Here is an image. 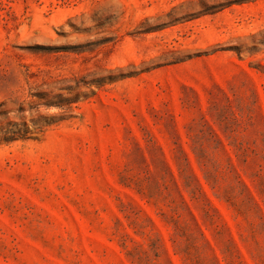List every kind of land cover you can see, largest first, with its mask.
<instances>
[{"label":"rangeland","instance_id":"obj_1","mask_svg":"<svg viewBox=\"0 0 264 264\" xmlns=\"http://www.w3.org/2000/svg\"><path fill=\"white\" fill-rule=\"evenodd\" d=\"M0 264H264V0H0Z\"/></svg>","mask_w":264,"mask_h":264}]
</instances>
